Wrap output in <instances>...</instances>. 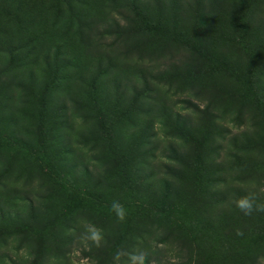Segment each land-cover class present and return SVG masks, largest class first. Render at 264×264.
I'll return each instance as SVG.
<instances>
[{"label":"rangeland","instance_id":"374dc122","mask_svg":"<svg viewBox=\"0 0 264 264\" xmlns=\"http://www.w3.org/2000/svg\"><path fill=\"white\" fill-rule=\"evenodd\" d=\"M259 204L264 0H0V264H264Z\"/></svg>","mask_w":264,"mask_h":264},{"label":"clouds","instance_id":"9594fccd","mask_svg":"<svg viewBox=\"0 0 264 264\" xmlns=\"http://www.w3.org/2000/svg\"><path fill=\"white\" fill-rule=\"evenodd\" d=\"M237 207L244 212L245 215H251L253 209V203L248 197H243L236 201ZM114 207H118V205H114ZM256 211H264V204L256 205ZM122 215V214H121ZM143 261V257L140 258Z\"/></svg>","mask_w":264,"mask_h":264}]
</instances>
